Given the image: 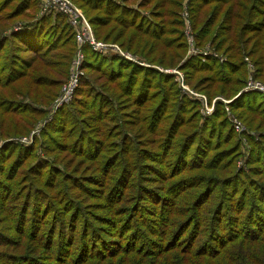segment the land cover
<instances>
[{
  "label": "rangeland",
  "instance_id": "1",
  "mask_svg": "<svg viewBox=\"0 0 264 264\" xmlns=\"http://www.w3.org/2000/svg\"><path fill=\"white\" fill-rule=\"evenodd\" d=\"M70 1L88 22L92 18L106 21L100 25L101 28L97 26L102 36L107 38L111 35L107 41H101L108 45L105 55L114 54L112 46L127 53H131L135 46L139 51L134 53V63L154 70L156 77H159L158 74L171 77L168 90L172 93L174 105L178 106L181 100L193 103L188 105L189 108L182 109L179 132L175 136L173 131L166 133V126L155 129V123L149 127L151 121L139 118V110L123 97L119 101L113 99L109 108L101 113L94 108L92 98L86 96L76 102L75 106L80 112L73 114L71 123L60 129L50 127L58 110L73 101L81 78L86 76L83 58L77 67L79 76L70 100L59 103L64 94L63 86L76 65L73 64L77 49L75 36V48L69 60L62 57L65 48L59 46L62 43H57L58 47L51 51H47L51 49L47 48L44 53L35 54L36 49L31 45L17 41L10 44L6 40L5 52L0 47V75L5 73L3 68L6 63H11V67H14L12 74L23 70L24 76L13 79L5 86L2 85L6 82H0V156L8 157L4 166H0V185L6 187L10 194L8 202L0 204V254L9 252L39 259L37 263L31 261L23 264H63L68 257L63 252L53 256L49 249L50 243H44L54 225L41 224L40 230L38 226L32 227L39 221L49 222L52 216L61 222L56 226V233L59 231L63 237L64 231L67 235L71 234L73 223H76L75 236L80 240L85 236H78V229L85 227L81 222L87 219V241H97L109 248L111 241L117 239V232L124 230L126 220L120 219L125 217L132 197L138 190L134 184L137 179L138 185L147 188L144 193L150 195L151 190L154 197L167 192V186L178 178L187 180L175 189H186L188 182L193 180L194 184L203 187L206 184H212V188L224 187L220 181L210 179L220 180L235 173L264 183V157H250L253 147L249 139L251 137L259 141L260 135L264 134V112L260 111L256 101L244 106L236 105L240 102L231 104V100L242 90L257 92L246 89L248 84L264 85V48L258 39L255 41V34L249 32H244L235 41L225 38L224 34L219 36L223 29H230L231 25L233 29H242L250 19L247 17L250 9L256 17L253 24L260 23L262 16L256 10H264V6L259 0H234L242 7L233 6L229 13L230 2L227 0H220L222 3L210 0L206 5L198 2L208 0ZM3 13L0 15V37L8 38L12 33L20 34L29 23L41 17L40 2L33 4L13 0ZM54 17L51 19L52 24L56 20ZM120 20H130L135 24H122ZM160 25L163 30L160 38H157L151 33H155ZM200 30L205 35L201 40ZM0 42L1 46L3 41ZM19 45H23V48ZM82 53L84 55L83 48ZM208 57L227 67L236 62L240 68L236 67L230 73L226 83H223V78L209 82V72L196 73L184 69L191 59L198 58L205 62ZM229 79L235 82L229 84ZM96 83L100 85L101 81ZM174 88H177V92L172 90ZM116 96H119V90H116ZM211 118L212 122L205 132L207 136H200L205 130L204 124ZM139 119L143 120L145 130L142 128L139 131V127H143ZM198 130L199 136L192 142L190 137ZM85 136L89 142L87 144L84 141L85 148H80L78 144ZM209 139L211 147L208 155L205 160L198 161L197 157H202V153L197 148L202 140L207 142ZM183 141L186 143L183 144ZM7 143L13 146L9 148ZM213 144L218 148L214 149ZM91 145L97 148L96 152L93 153L89 148ZM20 147L24 151L29 150L20 153ZM77 149L83 154L76 153ZM221 149H231L230 156L221 154L212 160L211 155H216ZM260 151L264 155V141L260 144ZM177 153L179 157H193L192 168L166 180L161 174H169L171 161ZM195 163L199 166L193 167ZM227 164L229 166H225ZM121 169L128 177L133 175L130 178L133 183L127 186L122 201L114 204L117 193L123 187L118 185L114 192L109 188ZM106 180L107 184L103 186ZM124 182H127V177ZM107 190L111 192V200L106 198ZM195 190L196 187H193L186 191H192L195 195ZM188 198L190 200V195ZM26 199L34 203L35 211L39 212V221L25 227L20 219L26 214L23 204ZM150 201L144 196L137 202L147 203V209L143 210L146 212L152 207ZM176 203H170L169 206L184 211L189 202L183 204L179 198ZM260 204L263 206L264 201ZM109 205L115 208L109 209ZM76 206L78 209L74 210ZM28 211H31L30 207ZM164 212L167 213V210ZM157 216L161 217L162 214ZM25 221L29 222L27 217ZM139 226L145 236L146 247L154 251L162 248V241L157 243L158 240L151 235L150 229L155 226L154 222ZM191 230L190 227L188 231ZM26 232H33V235L26 237ZM38 234L40 238H37ZM138 234L131 235L130 239ZM154 251L140 258L148 260L157 257ZM69 259L68 264L78 262L77 258Z\"/></svg>",
  "mask_w": 264,
  "mask_h": 264
},
{
  "label": "trees",
  "instance_id": "2",
  "mask_svg": "<svg viewBox=\"0 0 264 264\" xmlns=\"http://www.w3.org/2000/svg\"><path fill=\"white\" fill-rule=\"evenodd\" d=\"M12 1L13 0H0V15L6 12L9 3ZM23 1L33 4L39 2V0H22V2ZM209 2L211 1L208 0L198 3L206 5ZM218 2L222 3L223 1L219 0ZM227 2H230L227 13L232 11L233 6L242 7L237 1L227 0ZM259 2L264 6V0H259ZM197 4H195V6ZM258 7L259 6L256 8ZM256 13L262 16L260 23L253 24L256 17L250 9L247 15L250 19L244 24L242 29H233L231 25L230 29H223V32L219 36L224 34L225 38L235 41L236 39H240L244 32L245 34L249 32L255 34V41L258 39L261 46L264 48V10L257 9ZM9 14L10 16L12 15L11 12H9ZM53 16H55L54 19H56L54 24H52L51 20ZM105 22V20L100 21L97 18L89 20L94 36L99 41H107L111 36L106 38L105 35L102 36V34L98 32L97 26L101 28L100 25ZM120 22L122 24H135L130 20H120ZM143 22H145V19H143ZM120 26L123 27V25ZM162 30L163 28L160 25L159 29L151 34L160 38ZM74 36L72 27L66 21L64 15H52L51 13H47L33 23H29V26L20 34L12 33L11 37H0V41H3L0 47L1 51L3 50L2 52H5L6 40H8L10 44L17 41L19 43L31 45L36 49L35 54H38L44 53L47 48H51L47 50L51 51L54 47H58L57 43H62L59 45L65 47L62 57L65 60H69V56L73 54L75 48ZM203 36L205 35L203 31L200 30L199 40H201V38L203 39ZM19 46L23 48V45ZM122 46L125 47V45ZM134 48L135 49L132 50L127 47V49L132 50L131 53L133 52V55L139 51L136 50L135 46ZM234 51L236 52V50ZM83 52V68L86 76L81 78L72 99L73 101L58 110L55 115V120L51 123L50 127L60 129L65 128L71 123L74 120L73 114L75 112H80L75 106L76 102L79 100L81 101L86 96L92 98L91 100L94 108L101 113L109 108L113 99L119 101L120 97H123L124 100H127L128 103L139 110V118L151 121L149 127H153L156 123L155 129H157L158 126H166L164 127L166 133L173 131V136L177 135L179 132V123L182 119L180 115H183L182 109L189 108L188 105H191L193 102L181 100L178 106L174 105L175 101L171 98L172 93L168 90L169 82L171 81L170 76L158 74L159 77H156L152 69L141 67L117 54L105 55L106 53L93 50L88 44L83 45ZM236 53L238 54V52ZM227 66L228 65L219 63L216 59L208 57L205 62H201L198 58L191 59L185 64L184 69L188 70V72L195 71L196 73L209 72V82L216 78H223V83H226L230 73L234 72L236 67L240 68L236 62L231 63L229 67ZM3 70H5V73L0 75V82L3 81L6 83L2 86H5L15 78L24 76V73H22L23 70L16 74H12L14 67H11V63H6ZM27 74L28 73L25 75ZM98 81H101L100 85L96 83ZM233 82L235 81L228 80L229 84ZM116 90H119V96H116ZM172 90L177 92V88ZM252 101H256L259 109H261L260 111L264 112V92L242 90L236 98L231 100V104L240 102L236 105L244 106ZM139 122H141L143 126L139 127V131L142 128L145 130L146 128L143 125V120L139 119ZM211 122L212 118L207 120L204 124L205 130L200 136H207L205 132L209 129ZM131 125L135 128V124L132 123ZM216 134L218 135L219 133L217 132ZM198 136L199 130L190 137L192 142ZM83 139L84 140L78 144L80 148H85L86 144L84 141H86L87 144L89 142L86 136L83 137ZM249 139L253 147V149L250 150V157H264L262 151L259 152L260 144L264 141V134L260 135L259 141H255L251 137H249ZM208 142H211V139L207 142L202 140V144L197 148V151L202 153V157H197L198 161L201 159L205 160V157L208 155L211 147V143ZM182 143L185 144L186 142L183 141ZM170 144H172V142H170ZM195 144V146H197V143ZM7 145H9V148L13 146V144L11 145L8 143ZM212 146L214 147L215 144ZM89 148L93 153L97 151V148L93 145L89 146ZM216 148H218L217 145L214 149ZM23 149V147H20V150H22L20 153L29 150L25 149L26 151H24ZM182 150L184 151V149ZM230 150L231 149H221L216 155H211L212 160H215V158L221 154L229 157ZM75 152L82 153V151L78 149ZM179 155L180 154L177 153L175 156L176 158L171 161L170 171H168L169 174H161L166 180L192 168L190 165L192 164L193 157H179ZM5 156L6 155L0 156V166L1 164L4 166L8 158ZM82 156L84 157V155ZM91 156H93V154ZM195 166L197 167L199 165L195 163L193 167ZM225 166L229 165L227 164ZM28 168L27 166L26 169ZM259 173L258 171V174ZM132 176L133 175H130L128 177L127 173L121 169L115 180L111 182L109 190L112 189L113 192L117 189L118 185L121 184L123 187L122 190L117 193L114 204L122 201L127 186L133 183L130 181ZM243 176L245 175L235 173L220 180L217 178L210 179L211 181L217 180L224 184V187L220 188H212L211 183V186L206 184L205 187H203L194 184L193 180L188 182L186 189H175L179 184H185L187 180V178H178L176 182H168V184H171L167 186V192L161 193L158 197L152 196L153 192L151 190H149L151 196L145 194L144 191H146L147 188H145L144 185H138L139 179H137L134 184H136L138 190H136L132 197V202L125 212V217L120 219V221L126 220L123 227L125 231L122 230L117 232V239L111 241L109 248H105V246L100 245L101 243L99 244L97 241H87V219H83L81 222L85 227L78 229V236L84 235V239L80 240L75 236L76 223H73V231L71 234L67 235L64 231V237L59 235V231L58 233L55 231L58 229L56 226H59L61 222L57 221L55 216H52L49 222L39 221V212H37V210L35 211L34 203L28 199L23 203L26 214L24 218L20 220L24 222L23 226L25 227L29 224L32 225L34 221H39V224L35 223L32 225V227L38 226V230L41 229V224H47L48 226L54 225L50 230L51 234L47 239H44V243H50L49 249L53 256H57L58 252H63L66 253L69 258H77V264H264V204L263 206L260 204L264 201V183L250 178H243ZM125 177H127V182H124ZM109 178L110 177H107V179ZM105 184H107V180L104 182L103 186ZM239 184L242 185L240 186ZM193 187H196L195 195L192 191H186L188 188ZM109 190H107L106 198L111 200V192ZM8 192L6 187L0 185V204H6L8 202L10 199V194ZM188 195L191 197L190 200ZM144 196L147 199H151L150 202L152 204L151 209L146 212L143 210L147 209V203L141 204V202H137ZM179 198L182 200L183 204L189 202L185 206V212L179 207L171 208V206H169L170 203L176 205ZM226 202H228V205ZM29 207L31 208L30 212L28 211ZM112 208H115V206L109 205V209ZM77 209L78 206H76L74 210ZM138 210L140 212H138ZM164 210H167V213L164 212ZM28 212L29 214L27 215ZM157 214H162V216L158 217ZM26 217L29 222L25 221ZM160 219L161 221H159ZM147 222H154L155 226L150 229L151 235L158 240L157 243L162 241V244H160L162 248L159 250L157 249V251L146 247L147 243L145 241V236L139 229V224L141 225ZM23 226L21 228H23ZM190 227L192 229L191 232L188 231ZM21 231H23V229H21ZM136 234H138L137 237L130 239L131 235ZM24 235L26 237L32 236L33 232H26ZM94 235L96 236V234ZM37 238H40L39 234ZM30 244H32V242ZM64 245L65 247H62ZM152 251H154L153 254H156L157 257L148 260L142 259L147 257ZM1 253L0 264H23V262L29 263L31 261H33V263L39 262V259L28 255H18L9 252ZM68 257L63 261V264H68L71 260Z\"/></svg>",
  "mask_w": 264,
  "mask_h": 264
},
{
  "label": "built area",
  "instance_id": "3",
  "mask_svg": "<svg viewBox=\"0 0 264 264\" xmlns=\"http://www.w3.org/2000/svg\"><path fill=\"white\" fill-rule=\"evenodd\" d=\"M40 2V14L41 16L47 13L62 14L66 17L67 22L72 25L71 27L75 33V39L77 42L76 49V59L74 58L73 64L75 65L74 71L71 73L69 80L64 84V94L59 99V103H64L70 100L71 94L76 86L78 80V69L77 67L83 61L84 55L82 53V48L84 44H88L93 50L98 52L104 51L107 53L108 45L103 44V42L98 41L92 31L91 24L85 19L81 12L77 9L76 6L72 4L70 0H39ZM111 50L114 54H117L124 59L135 62L136 57L131 54L122 51L119 47L112 46ZM248 90H256L264 92V85L259 83L248 84L246 88Z\"/></svg>",
  "mask_w": 264,
  "mask_h": 264
}]
</instances>
